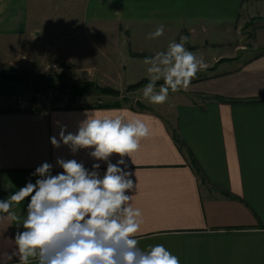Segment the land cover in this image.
Returning <instances> with one entry per match:
<instances>
[{"label":"crops","instance_id":"crops-1","mask_svg":"<svg viewBox=\"0 0 264 264\" xmlns=\"http://www.w3.org/2000/svg\"><path fill=\"white\" fill-rule=\"evenodd\" d=\"M249 19L264 20V0H0V82L12 83L0 88V200L35 183L32 173L44 162L52 175L62 172L57 159H75L89 171L100 163L103 177L107 162L91 158L93 149L72 153L50 138L59 139L60 126L77 132L94 110L123 114L151 130L134 163L124 158L138 187L126 194L143 213L139 247L163 244L180 264H264V50L197 76L161 105L100 95L84 108L19 112L11 94L23 85L3 76L34 75L45 61H86L92 44L114 32L137 47H167L182 36L235 44L220 35L236 36ZM161 24L163 36L147 39ZM29 201L16 206L18 215ZM18 231L22 225L0 220V264H19L7 258Z\"/></svg>","mask_w":264,"mask_h":264},{"label":"clouds","instance_id":"clouds-1","mask_svg":"<svg viewBox=\"0 0 264 264\" xmlns=\"http://www.w3.org/2000/svg\"><path fill=\"white\" fill-rule=\"evenodd\" d=\"M164 31L161 24L147 39H157ZM188 42L182 36L179 42L170 41L165 51L145 58L149 82L142 89L143 100L164 104L170 92L187 91L197 74L207 69L204 59L185 47ZM85 116L75 133L55 122L60 126L59 139L51 137V144L59 148L62 142L72 153L93 149L90 157L107 162L106 172L101 177L100 163L89 171L75 159H57L63 171L56 175L48 162L37 167L32 173L39 177L35 183L29 181L0 200V220L24 229L16 233V247L7 258L18 257L19 264H180L163 244L139 247L143 213L134 207L135 195L126 194L138 187L124 158L134 163L141 141L151 134L149 126L123 114L94 110ZM114 154L120 157L115 164L110 162ZM29 197L26 215H18L16 206Z\"/></svg>","mask_w":264,"mask_h":264},{"label":"rangeland","instance_id":"rangeland-1","mask_svg":"<svg viewBox=\"0 0 264 264\" xmlns=\"http://www.w3.org/2000/svg\"><path fill=\"white\" fill-rule=\"evenodd\" d=\"M261 26H264V20L249 19L240 30H237L236 36L220 35V41L225 38H229V41L233 39L230 43L235 44L230 45L211 44V41L216 42V40L210 39L208 43L201 44L197 43L198 40L190 38L185 47L201 56L208 65L207 69L200 71L197 76L230 66L234 61L249 58L263 51L264 44L261 41L264 42V37L257 35ZM117 32L120 34V31ZM114 33H110L105 38H98V46L92 44V55L86 56L89 58L86 61H45L43 66L33 71L36 74L52 76L54 82L59 85L61 83L83 85V93L87 101H101V95L113 103H138L141 106L142 101H146L142 99V89L149 82L146 71L148 66L144 60L157 52L165 51L167 47L133 46L127 44L129 42L127 37L116 38ZM179 41L176 40V42ZM191 42L197 44H191ZM53 63L57 64L56 70L51 68ZM162 83V80L157 82V89ZM11 84L0 82V88ZM30 84V81L26 85L23 82L22 88H28ZM65 90L71 91L67 86Z\"/></svg>","mask_w":264,"mask_h":264},{"label":"built area","instance_id":"built-area-1","mask_svg":"<svg viewBox=\"0 0 264 264\" xmlns=\"http://www.w3.org/2000/svg\"><path fill=\"white\" fill-rule=\"evenodd\" d=\"M51 68L56 70L57 64L53 63ZM49 76L44 74L45 78ZM87 102L84 93L71 95L69 91H61L57 86L39 87L31 85L26 89H17L11 94L13 109L19 112L84 108L88 105Z\"/></svg>","mask_w":264,"mask_h":264},{"label":"trees","instance_id":"trees-1","mask_svg":"<svg viewBox=\"0 0 264 264\" xmlns=\"http://www.w3.org/2000/svg\"><path fill=\"white\" fill-rule=\"evenodd\" d=\"M5 78H10L12 80H16V81H20L21 83L24 82V84L26 85L29 81H30V86L31 85H37L39 87H47V86H57L61 91L65 90V87H70L71 91H69L71 93V95L77 94V93H83L84 88L83 85H79V84H58L56 82H54L53 77L49 76L48 78H45L44 75L41 74H30L29 72H25V71H19L17 72L15 75L12 76H8V75H3ZM62 87V88H61ZM29 88V87H28ZM22 89H26V88H22Z\"/></svg>","mask_w":264,"mask_h":264},{"label":"water","instance_id":"water-1","mask_svg":"<svg viewBox=\"0 0 264 264\" xmlns=\"http://www.w3.org/2000/svg\"><path fill=\"white\" fill-rule=\"evenodd\" d=\"M36 90H38V89H36Z\"/></svg>","mask_w":264,"mask_h":264}]
</instances>
